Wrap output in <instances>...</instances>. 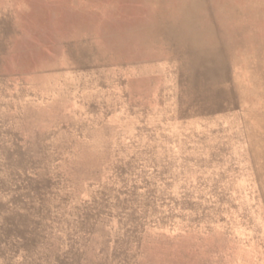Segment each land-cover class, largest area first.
I'll return each instance as SVG.
<instances>
[{
    "label": "rangeland",
    "instance_id": "374dc122",
    "mask_svg": "<svg viewBox=\"0 0 264 264\" xmlns=\"http://www.w3.org/2000/svg\"><path fill=\"white\" fill-rule=\"evenodd\" d=\"M0 264H264V0H0Z\"/></svg>",
    "mask_w": 264,
    "mask_h": 264
}]
</instances>
